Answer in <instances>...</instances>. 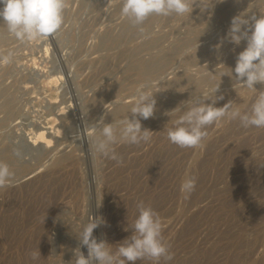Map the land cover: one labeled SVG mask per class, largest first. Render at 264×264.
<instances>
[{"label":"rangeland","instance_id":"rangeland-1","mask_svg":"<svg viewBox=\"0 0 264 264\" xmlns=\"http://www.w3.org/2000/svg\"><path fill=\"white\" fill-rule=\"evenodd\" d=\"M210 1L190 0L196 6L191 14H153L134 26L121 13L123 0H64V22L53 35L21 41L7 28L0 31V162L10 161L14 173L10 185L0 188V264H67L78 246L76 235L92 216L106 220L93 235L115 252V244L131 234L124 228L138 216L141 201L159 215L173 254L159 264H264V128H244L225 117L206 128L195 148H180L167 137L193 106L181 102H198L215 88L174 92L165 83L180 74H208L222 67L214 64L231 50L229 26L210 18ZM247 10L264 14V3L252 0ZM184 42L191 48L171 55ZM201 48L207 56L191 64L188 59ZM141 60L160 64L144 75L136 67ZM218 86L216 95L225 100L217 107L238 102L236 84ZM138 89L157 101L154 116L141 120L142 128L153 131L150 139L114 144L122 164L94 155L95 122L131 118ZM93 93H100L99 105L92 104ZM40 124H57L58 130L40 131ZM189 177L196 187L185 198L181 184ZM38 250L41 256L33 260Z\"/></svg>","mask_w":264,"mask_h":264},{"label":"clouds","instance_id":"clouds-1","mask_svg":"<svg viewBox=\"0 0 264 264\" xmlns=\"http://www.w3.org/2000/svg\"><path fill=\"white\" fill-rule=\"evenodd\" d=\"M64 7V0H0V21L6 25L10 34L21 41L48 37L61 28L64 22ZM194 7L196 6L190 0H123L121 13L131 20L134 26H139L153 14L183 16L191 14ZM226 39L237 46L246 41V47L237 54L235 67H228L230 73H223L221 78L227 75L259 94L250 111L243 113L239 108H233L231 100L222 107L216 106L218 101L224 99L223 95H216L220 85L213 89L211 94L202 95L198 102L189 99L182 101L181 103L187 102L193 106L175 120L173 127L167 131L169 141L180 148L199 146L207 135L206 128L225 117L238 119L244 128H264V14L234 16ZM4 60L7 62L8 57H4ZM257 84L262 86L260 90L256 88ZM156 104L154 94L138 89L130 110L131 118L128 115L115 123H105L104 117L96 121L94 127L98 128L99 134L92 142L94 155L107 157L115 160L117 164H122V157L112 146L117 142L130 144L147 142L153 131L142 128L141 120L154 116ZM178 108L179 105L169 112ZM13 176L9 165L0 162V188L9 186ZM195 187V177L186 178L182 182L181 191L185 198L191 195ZM100 206L101 202L97 207ZM137 209L139 214L134 222L124 228V231H130L131 234L115 244V252L112 250V244L106 239L98 240L93 235L96 228L107 224L106 220L102 216H92L90 222L76 235L78 246L72 249L73 258L67 264H136L137 261L144 259L159 264L161 258L166 261L173 259V254L162 237L159 215L143 201L137 204ZM82 248L87 249V255ZM39 256H41L39 250L32 253L33 260Z\"/></svg>","mask_w":264,"mask_h":264},{"label":"bare ground","instance_id":"bare-ground-1","mask_svg":"<svg viewBox=\"0 0 264 264\" xmlns=\"http://www.w3.org/2000/svg\"><path fill=\"white\" fill-rule=\"evenodd\" d=\"M251 1L252 0H224V2H218V0H214V1H210L209 2V4H208V10L210 11V13L212 14V16L210 15V18L212 17H214L213 18V20L214 19H220V20H222V21H224V22H226L225 24H224V22H222L224 25H226V26H230V23H231V19L234 17V16H236V15H238V14H240L241 16H247V9L251 6ZM208 2V1H207ZM202 3V2H201ZM258 3L260 4H262V3H264V0H258ZM195 4V3H194ZM200 4V3H199ZM252 4H254V3H252ZM196 5V4H195ZM261 7V6H260ZM195 8V7H194ZM204 8V7H203ZM199 10V9H198ZM237 10L239 11V13H237ZM200 11V10H199ZM252 11V10H251ZM263 12V11H262ZM195 13H197V12H195ZM207 14V13H206ZM205 15V14H204ZM167 19V18H166ZM202 20V19H201ZM215 20V21H216ZM220 22V21H219ZM202 23H204V22H202ZM221 23V24H222ZM222 24V25H223ZM221 25V26H222ZM217 26H219V25H217ZM220 26V27H221ZM216 26H214V28H215ZM5 28H7L6 27V25L2 22V21H0V31H2V30H4ZM212 29V28H211ZM216 29V28H215ZM213 30V29H212ZM209 31V30H208ZM219 31V30H218ZM215 32H216V30H215ZM214 32V33H215ZM200 33V32H199ZM201 34V33H200ZM205 35V34H204ZM210 35V34H209ZM191 36V35H190ZM214 36V35H213ZM189 37V36H188ZM204 37V36H203ZM212 38V37H211ZM183 39H185V38H183ZM208 40V39H207ZM188 42H190V41H188ZM188 42H184V43H182V44H179L178 46H177V48L176 49H174L173 51H172V54L171 55H175L176 53H178L179 51H181V49L182 48H185V47H189L190 45H192V43L190 44V43H188ZM207 43V42H206ZM200 44V43H199ZM198 44V45H199ZM229 46H230V48H231V50L229 49L228 51H226V49H225V53H227V52H229L228 54H227V56L224 58V56H223V59H218V62L217 63H215L214 65H217V64H221V63H223V65H222V67H219V68H217V69H214V70H212V71H208L209 73L208 74H201L202 76H200L199 78H192V77H189L188 75H185V74H180V75H177L174 79H172V80H170V81H167L166 83H165V85H164V87L167 89V90H171V91H174V92H180V91H183L184 89H186V88H188V87H193V88H195V89H201V88H203L206 84L208 85H212L214 88H216L215 87V85L216 84H219V82L220 81H222V82H230V83H232L233 82V84H236V87L234 88L237 92H239V93H237V95H238V97L236 98V101H238V102H236V104H234L233 103V105H234V107H236L237 105H238V107H239V109L240 110H242V108L243 107H245L247 104H249L248 102L250 101V99H251V101H252V98H254V100L253 101H255V99H256V97H257V95L259 94L258 92H255V91H253V90H249V89H247V88H245L242 84H240V83H238V82H236L234 79L232 80L229 76H227V75H225V76H223L222 78H221V75L223 74V73H230V69L229 68H234L235 67V64H236V56H237V54L239 53V52H241L245 47H246V41H242L241 42V44L239 45V46H237V45H234L233 43H230L229 44ZM195 47V46H194ZM191 47H189V49H190ZM193 48V47H192ZM218 48V47H217ZM168 55H169V53H168ZM226 55V54H225ZM204 56H207V55H205V49H195V52H194V54H192L191 55V57L188 59V61L191 63V64H193L192 63V61H199V60H202L203 58H204ZM209 56V55H208ZM218 58V57H217ZM190 60H192V61H190ZM160 64V62L158 63L157 61H155V62H147V61H140L138 64H136V67H137V69H138V72L140 73V74H144V75H146L145 73H147V71H148V69H151V67H153V65H159ZM195 65H198V64H196L195 63ZM213 66V65H212ZM229 67V68H228ZM159 68V67H158ZM199 68V67H198ZM211 68V66H208V67H206V68H204V67H201L200 68V70H199V72L200 71H203V70H208V69H210ZM153 71H154V69H153ZM161 71V70H160ZM204 73V72H203ZM166 74V73H165ZM161 85V84H160ZM230 85H232V84H230ZM229 86V85H228ZM227 87V86H226ZM256 88L258 89V90H260L261 88H262V86L260 85V84H257L256 85ZM158 89H156V91H157ZM168 92V91H167ZM211 91H209V93H210ZM94 95H95V93H93ZM93 94H92V96H93ZM102 94V93H101ZM169 94V93H168ZM236 95V94H235ZM91 96V97H92ZM225 96V95H224ZM223 96V97H224ZM231 98V97H230ZM225 100V97H224V99L223 100H220V101H224ZM220 101H218L217 103H219ZM228 101H230V99L228 100ZM232 101V100H231ZM253 101H252V103H253ZM88 102H90L89 100H88ZM101 102V96H100V93H97L96 95H95V99L93 100V103L92 104H94V105H99V103ZM206 102H208V103H210V101H206ZM227 102V101H226ZM251 103V102H250ZM92 104L91 105H89V107L90 106H92ZM249 106H250V104H249ZM124 108V107H123ZM127 108V107H126ZM249 108V107H248ZM120 110V109H119ZM246 110V109H245ZM58 113V112H57ZM118 113V112H117ZM116 113V114H117ZM56 115V114H55ZM60 115V114H59ZM63 115V114H62ZM58 117V116H57ZM54 118H52V122L54 121L53 120ZM57 120V119H56ZM44 122V121H43ZM57 123V122H56ZM239 123V122H238ZM237 124V123H236ZM41 125V124H40ZM48 125H50V124H48ZM43 126H46V124H44V125H41L39 128H38V130H43V131H51V132H53L54 130H58V126H57V124L55 125V127L54 128H51L52 126H50V127H47L46 129H43L44 127ZM235 126H237V125H235ZM60 127V126H59ZM240 127V126H239ZM242 128V127H241ZM48 129V130H47ZM236 129V128H235ZM236 132H237V130H236ZM234 135V134H233ZM258 136H259V134H258ZM261 136V135H260ZM222 138V137H221ZM224 139V138H223ZM229 145V144H228ZM241 145V144H240ZM212 146V145H211ZM210 146H208V148H209ZM236 148H237V146H235ZM243 147V146H242ZM211 149H212V147H210ZM227 148V147H226ZM238 148H241V147H238ZM244 148V147H243ZM233 149V148H232ZM242 149V148H241ZM239 150V151H242V150ZM238 150V149H237ZM234 151H236V150H234ZM232 152V151H231ZM228 153V152H227ZM233 154L234 153H229V154H227L226 155V158H228L230 161H232V159L234 158V156H233ZM249 154V153H248ZM255 154V153H254ZM229 156V157H228ZM218 157H219V155H218ZM233 157V158H232ZM240 157H242V156H240ZM70 157H62L61 159L59 158L58 159V161H57V164H63L64 163V161L66 160V159H69ZM225 158V157H224ZM238 158V157H237ZM227 159V160H228ZM240 159V158H239ZM239 159H237L236 161H238ZM243 159V158H242ZM245 159V158H244ZM258 159V158H257ZM75 160V159H74ZM207 161V160H206ZM233 161H235V160H233ZM254 161V160H253ZM75 162V161H74ZM77 162V161H76ZM263 162H264V160H263ZM262 162V163H263ZM6 164H8L9 165V167H10V165H11V162L9 161L8 162V160H7V163ZM264 164V163H263ZM67 165V164H66ZM202 165V164H201ZM63 166V165H62ZM80 166V165H79ZM255 168V167H254ZM232 170V169H231ZM255 170V169H254ZM58 172V171H57ZM258 173V172H257ZM16 175V174H15ZM14 177V176H13ZM24 187V186H23ZM210 192V191H209ZM196 193V192H195ZM209 195V194H208ZM244 195V194H243ZM58 196V195H57ZM205 197V196H204ZM189 198H190V196H189ZM53 199V198H52ZM192 199V198H191ZM53 204H55V202L53 203ZM152 205V204H151ZM188 205H189V203H188ZM26 220V219H25ZM29 220V219H28ZM226 231V230H225ZM63 235V234H62ZM15 242V241H14ZM73 246V245H72ZM59 251V250H58ZM214 254V253H213ZM64 262V261H63Z\"/></svg>","mask_w":264,"mask_h":264}]
</instances>
